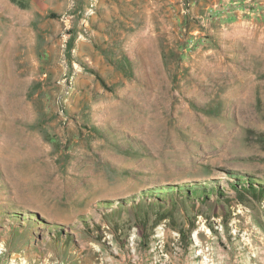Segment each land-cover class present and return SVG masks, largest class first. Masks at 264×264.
<instances>
[{"label": "rangeland", "instance_id": "1", "mask_svg": "<svg viewBox=\"0 0 264 264\" xmlns=\"http://www.w3.org/2000/svg\"><path fill=\"white\" fill-rule=\"evenodd\" d=\"M0 264H264V0H0Z\"/></svg>", "mask_w": 264, "mask_h": 264}, {"label": "trees", "instance_id": "2", "mask_svg": "<svg viewBox=\"0 0 264 264\" xmlns=\"http://www.w3.org/2000/svg\"><path fill=\"white\" fill-rule=\"evenodd\" d=\"M70 43H72V40L70 41ZM233 174H235L234 172H233ZM235 176H237V175H235ZM240 180H243L241 177H240ZM239 183H240V181H239ZM155 189L156 188H151L150 190H147L148 192H154L155 191ZM255 189V191L257 190V191H259V192H262L261 190H262V188H261V190H259V189H257V188H255V187H251V185H248V187H247V185H244V187H241V190H243V191H245V192H249V191H253ZM199 196V195H198ZM162 202L163 201H159V207H163V210H164V215H166V216H168L170 213L172 214V215H174V213H176V211H177V209H176V207H174L175 205H171V206H168L167 205V203H163L162 204ZM145 203H147L148 205H150V202H145ZM158 204V203H157ZM150 210H152V208H149V206H147V205H143V204H139L138 205V208H136V213H137V215L139 216V218L140 219H142V220H144V219H146L147 217H149V211ZM169 212V213H168ZM121 213H122V211H119V213H112V214H109V215H107L110 219H111V221H112V223L113 224H115V225H118V224H120V225H122V224H124L125 222H123L122 223V221H120L119 219H115V216L117 215H121ZM139 232H142V230L141 231H139ZM144 234V232H142V235ZM144 236V235H143Z\"/></svg>", "mask_w": 264, "mask_h": 264}]
</instances>
